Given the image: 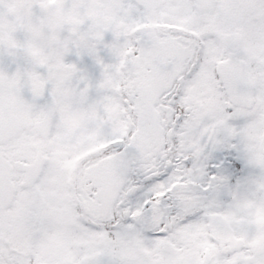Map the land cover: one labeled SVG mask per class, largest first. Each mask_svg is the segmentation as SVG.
<instances>
[{
  "label": "snow or ice",
  "instance_id": "obj_1",
  "mask_svg": "<svg viewBox=\"0 0 264 264\" xmlns=\"http://www.w3.org/2000/svg\"><path fill=\"white\" fill-rule=\"evenodd\" d=\"M258 214L264 0H0V264H264Z\"/></svg>",
  "mask_w": 264,
  "mask_h": 264
},
{
  "label": "flooded vegetation",
  "instance_id": "obj_2",
  "mask_svg": "<svg viewBox=\"0 0 264 264\" xmlns=\"http://www.w3.org/2000/svg\"><path fill=\"white\" fill-rule=\"evenodd\" d=\"M93 71H95V70H93ZM257 219L264 221V214H258Z\"/></svg>",
  "mask_w": 264,
  "mask_h": 264
}]
</instances>
